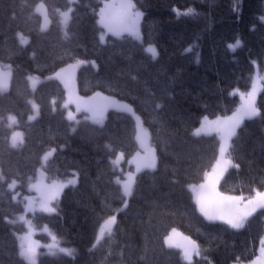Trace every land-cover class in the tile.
Here are the masks:
<instances>
[{"label":"trees","instance_id":"1","mask_svg":"<svg viewBox=\"0 0 264 264\" xmlns=\"http://www.w3.org/2000/svg\"><path fill=\"white\" fill-rule=\"evenodd\" d=\"M40 1L0 0V61L13 70L10 89L0 93V166L5 177L0 181V264H28L19 249L24 225L9 222L23 206L12 200L7 184L15 179L25 188L52 148L57 151L45 165L49 180L77 173L79 182L65 189L54 213L33 218L38 225H49L59 242L75 252L49 254L42 247L38 264H187L180 250L165 244L172 229L198 243L201 255L193 264H232L257 256L264 210L239 230L212 223L199 212L189 185L203 181L219 150L215 136L197 137L193 130L204 117L234 112L240 103L234 90L250 88L255 63L264 59V0H134L143 12V42L125 35L106 45L99 43L98 22L104 0H78L67 36L59 16L67 1L43 0L52 20L48 31H41V16L35 12ZM189 10L193 14H185ZM19 33L29 36L28 45H21ZM238 39L240 46L233 51L229 45ZM151 42L159 50L156 59H149L144 48ZM78 59L105 65L78 70L80 94L132 104L149 127L158 154L157 168L137 175L133 196L118 213L112 235L95 247L100 225L125 200L115 182L121 173L111 157L137 150L133 118L111 110L104 126L82 115L72 122L58 81L44 82L33 93L27 79L31 74L48 76ZM32 98L39 116L29 121ZM257 105L260 115L246 120L233 139L229 157L239 167L225 175L222 194L249 198L264 191V88ZM9 114L18 117L25 132L20 148L9 143ZM104 140L110 147L104 148Z\"/></svg>","mask_w":264,"mask_h":264},{"label":"snow or ice","instance_id":"2","mask_svg":"<svg viewBox=\"0 0 264 264\" xmlns=\"http://www.w3.org/2000/svg\"><path fill=\"white\" fill-rule=\"evenodd\" d=\"M69 4L73 3L74 0H68ZM135 4L131 2V0H123L122 3L119 5H112V4H106L104 8L100 10V24L103 28L107 29L109 32H113L116 35H119L122 31H129L134 32L136 30V24L142 13L138 11H133L135 9ZM72 8L68 7L66 11L60 12L61 17V23L65 26L67 25L68 21L71 18V12ZM35 12L40 14L43 17V23L41 25V31H46L48 28V25L50 23L47 15V8L43 2L39 3L36 8ZM185 14H193V10H189L188 13ZM19 35V34H18ZM65 36H67V33L65 32ZM20 43L21 44H27L28 40L25 39L23 35H19ZM101 42H104L105 35L101 34L99 37ZM240 46V41H236L235 44L229 45V47L235 51L236 47ZM148 53L152 54V57L155 58L158 53L156 52V49L154 47H148L146 49ZM190 51V49H189ZM33 56H35V53H33ZM86 63L82 60H77L76 65H80ZM95 63L94 61L92 62ZM9 71L7 73L0 70V92L6 91L9 84V79L11 77L10 67ZM72 67V66H70ZM65 69H61L60 72L55 73L53 76H49L48 79H57L60 80L61 83H63L64 87L68 90V101L65 103L64 107L67 108L69 103H76V111H81V104L79 103V98H76V101H73V88L71 83V77L65 76ZM257 80H260L261 77L259 74H257L256 78ZM29 80L32 81L33 89H35L36 86V78L29 77ZM99 95V94H97ZM256 95H257V88L255 81L253 82L251 86V91H249L246 95L241 94L242 104L239 109H237L236 112L233 113V115L228 116L221 120L220 118H217L214 122H208L207 117L204 118L205 124H202L200 128H197L193 131V135L199 136L202 132L205 131V125L208 123H211L216 126V129L223 133L222 139L224 140V143L227 144L228 140L231 136L235 134V130L239 125L245 120V119H252L256 116L260 115V110L256 106ZM53 104H55V100L52 101ZM33 108L37 110L38 113V106L33 103ZM106 106L101 105H95V104H85L83 106V110L91 113V118L94 122L100 123L103 120L104 117V111ZM118 107L121 110H125L128 112H131L132 115L135 117L137 121V131H136V139L140 143L141 148L144 149V155L141 156L140 153L136 154V157H133V159L130 161V163L136 164V172H140L142 168H148L155 170L156 168V157H155V149L151 148L150 146L146 145L145 138L148 137L147 130L143 128L142 122L140 121V118L135 115L134 112H132L131 108L128 105H118ZM157 108L161 107V105H157ZM35 116H30L29 119L33 120L35 119ZM67 118L69 120L75 119L72 112L69 111L67 114ZM89 117H85V119H88ZM10 124L9 127H11L13 124H15L16 118L14 116L8 117ZM72 131H75V128L72 129ZM18 140L19 143H23V134L20 132H14L11 136V147L16 148L18 146ZM110 147V146H108ZM56 151L55 148L49 150L47 153H45L42 157V165H46L47 161L49 160V157H51L54 152ZM220 156L221 160H217L216 166L213 169V172L207 175V183L200 185V189L204 190L207 189V191H200L197 192L196 187L192 186V191L196 193V204L199 206L200 213L208 220V221H221L224 224L228 225L232 229H242L245 226L246 219L253 215L257 210H264V192L262 191H256V194L254 197H250L247 199V202L244 203L241 206V201L244 200V197H230V196H223L219 192L216 191V183L218 182L219 175L217 173V169H219L221 172L224 170L222 168L221 161L223 160V157L225 155V146L222 144L220 146ZM124 159V153L119 152L115 159L111 161V163L114 166H119L120 161ZM227 164H231V160L224 161ZM234 167H239V165H233ZM41 177H43V172H41ZM5 179L4 175L0 173V181H3ZM31 181V177L29 178ZM117 184H121L122 181L119 177L116 178L115 181ZM76 181L69 180L67 183H61V184H53L50 188H46L43 185L42 179L37 180L35 183L29 184V191H36L39 193V199L38 201L34 200L31 197H25L24 199L27 201V203L24 204V211L23 214H21L17 220L20 222L25 223L28 225V232L20 237L21 243H20V256L28 261V264H35V255H36V246L35 242L31 240V222L26 219L28 212H35L36 211V205L38 203L39 210L45 211V212H55L56 209L54 207H51V201L56 198L58 193L62 191L64 187H67L69 184H75ZM135 184V177L133 173H128V178L126 181L123 182V194L124 196H131L132 194V186ZM7 187L10 191H14L17 187V180L13 179L10 183L7 184ZM18 193L14 194L11 198L12 200H16ZM125 208L127 207V202H124L123 205ZM10 223L14 221H9ZM116 224V215L110 216L104 224L100 228V234L97 237L96 244H99L100 240L103 238L105 230H107V233L109 236L112 235V227ZM47 230V229H45ZM174 237H181V241H175ZM53 241L56 240V237H52ZM165 244L169 248H178L181 249L183 258L187 261V264H193L192 258L193 256H200L201 255V249L199 245L191 240L189 237L183 236L182 233H178L176 229H172V232L170 235H168L165 238ZM55 245H49V248L51 249ZM95 247V245H94ZM59 251L62 253H65L69 256L73 254L72 249L67 248H59ZM209 264L211 262L209 261ZM253 264H264V239H261L260 241V255L257 257L255 261H253Z\"/></svg>","mask_w":264,"mask_h":264},{"label":"rangeland","instance_id":"3","mask_svg":"<svg viewBox=\"0 0 264 264\" xmlns=\"http://www.w3.org/2000/svg\"><path fill=\"white\" fill-rule=\"evenodd\" d=\"M76 1H77V0H74V2H76ZM74 2L71 3V4H72V5H71V8H72V9H73L72 6H73ZM122 2H123V0H106V1H103V4H102L101 9L104 8V6H105L106 4L119 5V4L122 3ZM131 2H132L133 4H135V3L133 2V0H131ZM40 3H41V2H40ZM43 3H44V2H43ZM44 4H45V3H44ZM45 6H46V5H45ZM135 6H136V5H135ZM46 8H47V7H46ZM101 9H100V10H101ZM66 10H67V9H66ZM66 10H64V11H66ZM133 11H138V12L142 13V11H141L139 8H137V7H135V9H133ZM62 12H63V11H62ZM71 13H72V12H71ZM47 15H48V11H47ZM41 18H42V23H43V17L41 16ZM48 19H49V21H50L49 16H48ZM70 19H71V18H70ZM262 20H263V22H264V15H263V17H262ZM99 21H100V12H99ZM216 21H217V20H216ZM69 22H70V20L68 21V23H67L66 26L63 24V28H64L65 31H66V29H67V27H68V25H69ZM99 24H100V22H99ZM141 24H142V15L140 16V18H139L138 21H137V24H136V30H135L134 32L122 31L119 35H116V34H114L113 32H109L107 29L103 28L102 25L100 24L101 28L103 29V30L101 31V34H104V35H105V40H104V42H102V43H106L107 40H108V37H109V36H111V37H121V36H123V35H129V36H131L132 38H134L135 40H138V41L142 42ZM49 26H50V23H49V25H48V28H49ZM48 28H47V29H48ZM20 35H23V36L25 37V39H27L28 42H29V37H28L27 35H25V34H23V33H21ZM236 41H240V39H238V40H236ZM236 41H234L232 44H235ZM240 43H241V41H240ZM232 44H231V45H232ZM22 45H25V44H22ZM150 46H151V47H154V48L156 49V52L158 53V50H157L158 48H157V46H156L155 44H146V45H145V50H146L148 47H150ZM236 48H237V47H236ZM149 54H151V53H149ZM79 60L85 61L86 63L80 64V65H76V62H73V63H70V64L66 65L65 67L61 68V69H65V70H66L65 73H64L65 76H70V77H71V83H72V88H73V101H76V98H79V103L81 104V111H79V112L76 111V103H75V102H73V103H69V104H68V107L66 108V110H67V114H68L69 111H71L72 114H73V116L75 117V119H73L72 121H78L79 118H80V114H81V113H84V114H86L85 117H89V118H88L89 121H91L92 123H94V124H96V125H100V126H101V125L104 124V122H105V120H106V117H107V113H108V111H109V110H116V111H121V112H124V113L130 115V116L134 119L135 124H136L137 121H136L135 117L132 115L131 112H128V111H125V110H121V109L118 107V105H128V106L131 108L132 112H134L135 115L138 116V117L140 118V121L142 122L143 128L147 130L148 137L145 138V143H146V145H148V146H150L151 148H154V149H155L156 168H157V150H156L155 146H153L152 143H151L150 131H149V129L145 126V124L143 123V120H142L141 116L136 112V110H135V108L133 107L132 104H130L129 102H126V101L119 100V99H117V98H113V97H108V96H106V97H101V98H98V97H84V96H82V95L79 93V90H78V84H77V71H78L82 66H84V65H96V64H97V63H96V60H94V59H79ZM93 61L95 62L94 64L92 63ZM70 66H72V67H70ZM261 66H262V68L260 67V62H256V63H255V72L253 73V77H252V84H253V82L255 81V83H256V88H257V95H256V100H255V102H256V106H257L258 96H259L260 92H261L262 89H263V82H264V60H263V62H261ZM61 69L58 70L57 72H60ZM0 70H2L3 72L7 73V72L9 71V67H8V65H4V64H2V63L0 62ZM10 72H11V77H10V79H9V84H8V88H7L6 91H8L9 88H10V82H11V78H12V69H11V67H10ZM57 72H56V73H57ZM257 74H259V76L261 77L260 80L255 79L256 76H257ZM53 75H54V74H53ZM53 75H51V76H53ZM29 77H34V78H36V81H37V82H36L35 89H33L32 81L29 80V83H30V86H31L32 90L35 91L41 82H43V81H45V80H48V77H49V76H48V77H41V76H37V75H30ZM59 81H60V80H59ZM60 82H61V81H60ZM252 84H251V86H252ZM62 85H63V83H62ZM63 87H64V85H63ZM64 88H65V87H64ZM6 91H2L1 93L6 92ZM65 91H66V100H65V102H64V105H65V103H67V101H68V90L65 88ZM249 91H251V88H250L249 90H247V91H243V90H241V89H235V90H234V93H236V94L238 95L239 99H240V104H239V106L237 107V109L240 108V106H241V104H242V102H243L242 99H241V94H245V95H246ZM33 103H34L35 105L38 106L37 102H36L34 99L31 100V104H32V105H33ZM85 104H95V105L106 106V107H105V111H104V117H103V120H102L100 123H96V122H94L93 119L91 118V113H88V112H86V111L83 110V106H84ZM32 107H33V106H32ZM237 109H236V111H237ZM236 111H235V112H236ZM233 113H234V112H233ZM233 113H232V114H229V115H226V116H219V117H215V118H209V117H207V121H208V122H214V121L217 120V118H220L221 120H223L224 118L233 115ZM11 116H14V117L16 118V120H17V117H16L15 115H11ZM31 116H35L36 118L39 116V107H38V113H37V110L33 108V113L31 114ZM36 118H35V119H36ZM35 119H33V120H30V119H29V120H30V121H34ZM245 120H248V119H245ZM245 120H244V121H245ZM244 121H243V122H244ZM9 122H10V121H9ZM243 122L239 125V127L243 124ZM202 124H205V120H204V118L202 119L201 123H200L195 129L200 128ZM239 127L236 128V130H235V134H234L233 136L230 137V139L228 140L227 144H225V143H224V140L222 139V137H223V133L220 132V131H218V130L216 129V126L213 125V124H211V123H208L207 125H205V131L202 132L201 135L197 136V137H200V136H211V135H217L218 138H219V140H220V146H221L222 144H224V146H225V155H224V157H223V160L221 161V163H222V168H223L224 170L221 172L219 169H217V173H218V175H219V179H218V182L216 183V191L219 192V193H220L221 195H223V196L241 197V196H238V195L222 194V193L220 192V190H219V189H220V188H219V187H220V182L222 181V179L224 178V176L226 175V173H227L230 169L234 168L233 165H236V164H235V163L229 158V156H228V152H229V149H230V146H231L232 138L236 135V133H237ZM195 129H194V130H195ZM14 132H20V133H22V134H23V142H24V132H23L22 130H20V129H15V130H13L12 134H13ZM12 134H11V136H12ZM10 139H11V138H10ZM137 143H138V150H139V151L137 150L138 152H137V151L134 152V154L131 155L129 158H126V156L124 155V159L120 161L119 166H115V168L121 173V175H119L118 177H119V178L121 179V181H122V183L120 184L121 187H122V191H123V186H122V185H123V182L127 180V178H128V173H129V172L133 173V175H134V177H135V181H136L137 175H138L140 172H142V171H144V170H152V169H148V168H142V170H141L140 172H136V164H135V163H130V161L133 159V157H136V154H137V153H140L141 156H143V155L145 154V153H144V149L141 148V146H140V143H139L138 141H137ZM22 144H23V143H22ZM22 144L19 143V140H18V146H17V147L21 146ZM220 146H219V149H220ZM52 149H53V148H52ZM55 149H56V148H55ZM50 150H51V149H50ZM48 151H49V150H48ZM48 151H47V152H48ZM56 151H57V149H56ZM56 151H55V152H56ZM47 152H46V153H47ZM55 152H54V153H55ZM53 155H54V154H53ZM53 155H52V156H53ZM52 156H51V157H52ZM51 157H49V159H50ZM217 160H221L220 151H219V154H218ZM217 160H216V162L214 163V165H213V167L211 168V170L208 171V172L206 173V177H207L208 174H210V173L213 172V169H214L215 166H216ZM227 160H231L232 163H231V164H227V163H225L224 161H227ZM47 162H48V161H47ZM44 167H45V165H41V167L38 169V172H37V175H36L35 179H34L33 181H31L30 183H35L37 180H41V179H42L43 185H44L46 188H50L53 184L67 183V181H69V180H73V179H74V180L76 181V183H75L74 185H73V184H69L67 187H69V186H75V185L78 184L79 176H78L77 173H73V175H71V176H69V177H67V178H65V179L49 180L48 177H47V174H46V172H45ZM156 168H155V169H156ZM41 172H43V177H41V175H40ZM0 173H2V171H1V167H0ZM11 181H12V180H10L8 183H10ZM207 182H208V181H207V178H205V180H204L203 182H200V183H194V184H190V185H189V190L191 191V193H192V195H193V198H194L195 203H196V193L192 191V186H195V187H196L197 192H200V191H207V189L202 190V189H200V187H199L200 185H202V184H206ZM17 185H18V181H17ZM134 186H135V184L132 186V190H131V191H132V194H133V191H134ZM67 187H64V188L62 189V191H60V192L58 193V195L56 196V198H55L54 200L51 201V205H50L51 207L56 208V207H55V203L60 199V197L62 196L63 191H64ZM16 188H17V187H16ZM262 192H264V191H262ZM16 193H18V195H17V197H16V200H20V201L22 202L23 206H24L25 203H27V201L24 199L25 197H31V198H33V199L36 200V201H38V199H39V193H37L36 191H29V184L26 186L25 189H19V190L16 191L14 194H16ZM20 194H21V196H20ZM132 194H131V196H132ZM131 196H125V201L127 202V206H128V204H129V200H130ZM254 196H255V194H254L253 196H251V197H254ZM242 197H244V196H242ZM249 198H250V197H249ZM247 199H248V198L244 197V200L240 202V203H241V206H242L244 203L247 202ZM123 205H124V204H123ZM123 205L121 206L120 210H124V209H125V207H124ZM196 205H197V204H196ZM126 208H127V207H126ZM197 208H198V210H199V206H198V205H197ZM257 211H258V210H257ZM257 211H256V212H257ZM37 212H42V213H45V214H49V213H50V212H45V211H41V210H39V205H38V203H37V205H36V211H35L34 213H33V212H28V213H27V216H26V219H27L28 221L31 222V229H32V231H31V237H30V238H31V240H32L33 242H35V246H36L35 264H38V261H39V254H40V252H41V248H42V247H44V248L46 249V252L49 253V254L62 253V252L59 251V248H67V249H72V250H74V248H72V247L65 246V245L61 244V243L59 242L58 238H57V235L53 232V230L49 227V225L44 224V225H42V226H39V225L34 221V219H33V214H35V213H37ZM199 212H200V211H199ZM256 212H255V213H256ZM51 213H53V212H51ZM255 213H254V214H255ZM21 214H23V212L20 213V214L18 215V217H19ZM114 215H116V222H117L118 215H117V214H114ZM201 215H202V214H201ZM202 216H203V215H202ZM251 216H252V215H251ZM251 216H249V217L246 219L245 224H246L247 220H248ZM18 217H17V218H18ZM107 219H108V218H107ZM107 219H105V220L102 222V224L100 225L99 230H98L97 237H98L99 234H100V228H101V226L104 224V222H105ZM15 221H18V220L16 219ZM19 222H20V221H19ZM211 222H212V223H222V224H224V223L221 222V221H211ZM24 224H25V223H24ZM225 225H226V224H225ZM25 226H26V230H25L23 233H20V234L18 235V238H19V248H20V243H21L20 237L24 236V235L28 232V225L25 224ZM227 226H228V225H227ZM114 227H115V225L112 227V231L114 230ZM45 229H47V230H45ZM176 231H177L178 233H181L178 229H176ZM171 232H172V230L170 231V233H169L168 235H170ZM38 234H41V237H39ZM168 235H167V236H168ZM53 236L56 237V240H55V241H53V239H52ZM106 236H108L107 230H105L104 236H103V238L100 240L99 244L104 240V238H105ZM167 236H166V237H167ZM183 236H185V235H183ZM97 237H96V240H97ZM166 237H165V238H166ZM186 237H187V236H186ZM173 239H174L175 241H181V237H174ZM190 239H191V238H190ZM263 239H264V237H263ZM96 240H95V242H94V245H95V246L99 245V244H96ZM191 240H193V239H191ZM193 241H194V240H193ZM195 242H196V241H195ZM196 243H197V242H196ZM197 244H198V243H197ZM49 245H55V246L52 247V248L50 249V248H49ZM175 249H178V248H175ZM178 250H180V252H181V254H182L181 249H178ZM74 252H75V250L73 251V254H74ZM63 254H65V253H63ZM73 254H72V255H73ZM259 255H260V248H259V252H258L257 256H255L253 259H251V260H249V261H246V262H235V263H232V264H253V261H255V260L257 259V257H259ZM182 257H183V255H182ZM183 259H184V258H183ZM184 260H185V259H184ZM26 261H27V260H26ZM185 261H186V260H185ZM192 261H193V262L195 261V256H193ZM27 262H28V261H27ZM186 262H187V261H186Z\"/></svg>","mask_w":264,"mask_h":264},{"label":"bare ground","instance_id":"4","mask_svg":"<svg viewBox=\"0 0 264 264\" xmlns=\"http://www.w3.org/2000/svg\"><path fill=\"white\" fill-rule=\"evenodd\" d=\"M151 44H154L153 42H151ZM58 53V52H57ZM149 55V59H156L158 56H156L155 58H153L152 57V54H148ZM96 65H92L95 69H97L99 66L100 67H105V65H104V63H100V62H98V61H96ZM47 83H49L50 84V82L49 81H47ZM106 122H107V120H105V122H104V124H106ZM146 126V125H145ZM148 129H149V127L148 126H146ZM149 131H150V129H149ZM151 143H152V141H151ZM103 145H104V148L105 147H107L108 146V142L107 141H105L104 140V142H103ZM117 154H118V152H116L114 155H113V157H111V161L113 160V159H115L116 158V156H117ZM118 177V176H117ZM117 177H115V181H116V178ZM117 184V183H116ZM118 186H119V188L121 189L122 187H121V185L120 184H117Z\"/></svg>","mask_w":264,"mask_h":264}]
</instances>
